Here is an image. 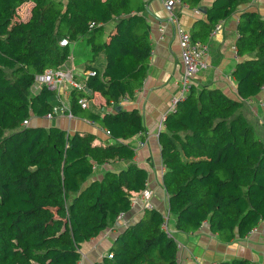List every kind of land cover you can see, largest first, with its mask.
<instances>
[{
    "label": "trees",
    "instance_id": "1",
    "mask_svg": "<svg viewBox=\"0 0 264 264\" xmlns=\"http://www.w3.org/2000/svg\"><path fill=\"white\" fill-rule=\"evenodd\" d=\"M27 1L33 8L22 21L17 12ZM181 1L193 9L202 2ZM252 1L213 0L191 39L205 44L218 22ZM111 21L115 26L104 40L103 25ZM149 31L141 0H0V264H79L82 245L115 228L116 217L146 190L147 173L133 162L128 143L144 130L137 111L92 114L78 105L83 94H72L71 113L108 130L115 145H96L88 132L22 123L52 111L55 92L42 86L35 93L33 87L45 70L63 69L69 49L60 41L87 37L94 53L103 52L105 67L92 68L85 87L107 105L118 104L146 77ZM236 33L242 59L232 77L238 97L247 101L264 87V17L240 13ZM239 106L206 86L192 88L177 103L159 133L167 214L143 209L136 222L116 229L95 264H176L177 242L161 228L165 218L184 234L207 223L224 242L258 224L264 233V142ZM111 161L125 167L93 176L96 166Z\"/></svg>",
    "mask_w": 264,
    "mask_h": 264
},
{
    "label": "crops",
    "instance_id": "2",
    "mask_svg": "<svg viewBox=\"0 0 264 264\" xmlns=\"http://www.w3.org/2000/svg\"><path fill=\"white\" fill-rule=\"evenodd\" d=\"M141 1L144 5V18L150 28L149 40L151 44L149 67L141 88L132 97H125L118 104L107 105L101 94L92 92L85 87L87 77L82 76V74L92 71V68L103 70L105 67L103 52L94 53L87 37H79L74 42L68 41L66 45H61L60 41L61 46H67L69 49L67 61L62 66L63 70L69 71L82 89L77 91L70 85H66L63 91L55 92L53 108L60 106L66 109L52 119H47L45 116L42 118L33 117L29 120V126L44 128L55 126L71 134L77 131L88 132L95 136L94 143L96 145H115L117 141L110 137L108 130L91 120L74 116L71 113L70 98L72 94L82 93L83 97L80 99L86 101L87 107L81 109L92 114L100 116L106 113L112 114L116 112L117 107H120L121 110L137 111L142 118L144 130L128 141L135 153L133 162L147 173L146 189L151 193L152 206L166 215L167 199L162 186L164 167L160 156L159 133L164 131L163 117L168 115L170 101L172 97L178 95L182 66L175 26L168 21L161 1ZM212 2L213 0H202L199 8L195 9L189 8L187 5V7H177L175 14L180 28L190 34V30L199 21L206 22L205 9ZM32 8L33 3L30 1L25 2L19 8L17 14L22 21L29 20ZM23 9L26 12L25 17ZM244 11L256 12L259 16L264 17V0H253L252 3L241 5L228 20L220 21L215 25L220 26L219 31L213 37H210L209 34L208 40L204 44L208 49V68L195 75L193 88L201 89L206 86L210 89H218L229 99L239 103L237 112L248 123L249 119L256 120L259 126V135L256 134L264 142V109L260 105L264 101V87L254 98L241 101L232 77L235 65L242 59L236 55L235 42L239 15ZM115 23L116 21H111L103 25L101 38L107 40ZM41 87L35 80L33 91L37 93ZM68 113H71L72 117H69ZM122 167H125L124 162L111 161L103 166H96L93 176L99 177L107 170L117 171ZM142 212L143 204L139 202L135 206H131L130 211L125 214V220L134 223L140 218ZM170 226L169 229L178 246L176 264H220L243 260L247 264H264L262 224H258L244 237H240L236 233L235 238L228 242L221 241L217 235L212 234L207 223H204L198 231L192 234L176 232L172 221H170ZM116 232V228H109L83 244L80 249L82 264L99 263L107 253Z\"/></svg>",
    "mask_w": 264,
    "mask_h": 264
},
{
    "label": "built area",
    "instance_id": "3",
    "mask_svg": "<svg viewBox=\"0 0 264 264\" xmlns=\"http://www.w3.org/2000/svg\"><path fill=\"white\" fill-rule=\"evenodd\" d=\"M163 6V9L166 11L168 16V21L175 26V30L177 33L179 50H180V61L182 66V74L179 81V89L178 95L172 97L170 101V108L168 113H171L176 108V105L179 101H183L187 98L188 94L190 93L191 89L193 88V79L197 73L200 71H204L208 68L207 65V55L208 49L207 47L202 44L200 41H193L186 31L180 28L177 17L175 14V9L177 7H187L181 0H160ZM196 13V11H194ZM220 29V26H215L214 29L210 33V37H213ZM67 41L62 40L61 45H66ZM95 72L88 71L87 73L82 74L85 77H93ZM36 82H38L39 86H45L51 91L60 92L61 90L65 89L66 85H70L77 91H81V86L76 83L74 76L66 70L63 69H47L44 73L40 76L35 78ZM78 105L80 108L85 109L87 107V103L84 99L78 100ZM261 107L264 109V101L260 104ZM65 107H54L52 111L45 115V118L52 119L58 113H62L65 110ZM69 117L71 113H68ZM167 115L163 117V122ZM29 120H24L22 126H28ZM151 193L147 189L144 190L140 195H135L131 201L130 206H135L139 202L143 204V209L152 210L154 207L152 206L151 202ZM129 223L125 220V214L120 213L115 219V228L119 229L127 225ZM161 228L165 231L168 236H171L170 230L167 225V219L165 218L163 223L161 224ZM178 248V246H177ZM108 258L111 255H107ZM82 264V256L80 263Z\"/></svg>",
    "mask_w": 264,
    "mask_h": 264
},
{
    "label": "rangeland",
    "instance_id": "4",
    "mask_svg": "<svg viewBox=\"0 0 264 264\" xmlns=\"http://www.w3.org/2000/svg\"><path fill=\"white\" fill-rule=\"evenodd\" d=\"M23 13H24L23 16L25 17L26 12L24 11V9H23ZM249 123H251V125H253V127H254L256 133L259 135V133H258V131H259V126L257 125L256 120L254 119L253 121H251V120L249 119ZM169 227H171V226H170V222H169Z\"/></svg>",
    "mask_w": 264,
    "mask_h": 264
},
{
    "label": "water",
    "instance_id": "5",
    "mask_svg": "<svg viewBox=\"0 0 264 264\" xmlns=\"http://www.w3.org/2000/svg\"><path fill=\"white\" fill-rule=\"evenodd\" d=\"M120 109V107H117V110H119Z\"/></svg>",
    "mask_w": 264,
    "mask_h": 264
}]
</instances>
